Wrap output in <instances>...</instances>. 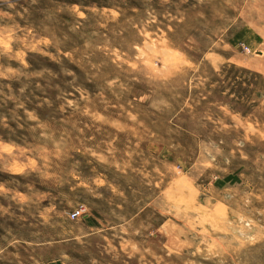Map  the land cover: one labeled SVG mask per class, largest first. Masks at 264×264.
Here are the masks:
<instances>
[{"label": "rangeland", "instance_id": "374dc122", "mask_svg": "<svg viewBox=\"0 0 264 264\" xmlns=\"http://www.w3.org/2000/svg\"><path fill=\"white\" fill-rule=\"evenodd\" d=\"M0 264H264L262 0H0Z\"/></svg>", "mask_w": 264, "mask_h": 264}, {"label": "built area", "instance_id": "2783aa9c", "mask_svg": "<svg viewBox=\"0 0 264 264\" xmlns=\"http://www.w3.org/2000/svg\"><path fill=\"white\" fill-rule=\"evenodd\" d=\"M86 209L84 207H79L73 213H71L72 219H78L84 216Z\"/></svg>", "mask_w": 264, "mask_h": 264}, {"label": "crops", "instance_id": "0c3cea01", "mask_svg": "<svg viewBox=\"0 0 264 264\" xmlns=\"http://www.w3.org/2000/svg\"><path fill=\"white\" fill-rule=\"evenodd\" d=\"M262 3L264 4V0H262Z\"/></svg>", "mask_w": 264, "mask_h": 264}]
</instances>
